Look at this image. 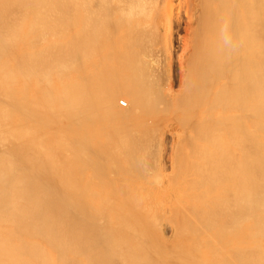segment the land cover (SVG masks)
Segmentation results:
<instances>
[{
	"label": "bare ground",
	"instance_id": "obj_1",
	"mask_svg": "<svg viewBox=\"0 0 264 264\" xmlns=\"http://www.w3.org/2000/svg\"><path fill=\"white\" fill-rule=\"evenodd\" d=\"M0 264H264V0H0Z\"/></svg>",
	"mask_w": 264,
	"mask_h": 264
},
{
	"label": "rangeland",
	"instance_id": "obj_2",
	"mask_svg": "<svg viewBox=\"0 0 264 264\" xmlns=\"http://www.w3.org/2000/svg\"><path fill=\"white\" fill-rule=\"evenodd\" d=\"M176 30H177V29H175L173 35H174V47H175V49H176V51H177V50L179 49V47H178V45H179V43H178V42H179V38H178L177 35H179L180 32H179L178 30H177V31H178V32H177ZM175 33H176L177 35H176ZM120 70H121V69H118L117 71L121 72ZM123 71H125V70H123ZM123 71H122V72H123ZM119 72H118V73H119ZM125 72H126V71H125ZM127 72H128V71H127ZM119 85H121V84L118 83V86H117L118 89H119ZM120 87H121V86H120ZM121 88H122V87H121ZM120 90H121V89H120ZM120 92H121V91H120ZM121 93H122V92H121ZM123 95H124V94H123ZM121 97H122V94H121ZM120 99H121V100H124V99H127V98H125V97L120 98V97H119L118 100H117V104H119V101H121ZM118 106H119V105H118ZM119 108H120V110H122V109L124 110L123 107H119ZM125 109H126V108H125ZM123 110H122V111H123ZM93 130L95 131V129H93ZM96 131H97V130H96ZM96 131H95V132H96ZM99 133H100V132H99ZM101 133H102V132H101ZM100 135H101V134H100ZM168 167H169V168H168V170H169L168 172H170V171H171V167H170V166H168ZM163 225H164V224H163ZM162 228L164 229V231H163V229H161L162 233L165 232V233H164V236H165L167 239H173V231H172L171 229H170V231H169V229L167 230V227H162ZM165 228H166V229H165ZM165 230H166V231H165ZM167 231L169 232V234H168Z\"/></svg>",
	"mask_w": 264,
	"mask_h": 264
},
{
	"label": "built area",
	"instance_id": "obj_3",
	"mask_svg": "<svg viewBox=\"0 0 264 264\" xmlns=\"http://www.w3.org/2000/svg\"><path fill=\"white\" fill-rule=\"evenodd\" d=\"M120 103H121L122 106H126L125 101L122 100Z\"/></svg>",
	"mask_w": 264,
	"mask_h": 264
}]
</instances>
